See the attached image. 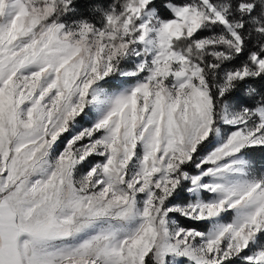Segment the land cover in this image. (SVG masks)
I'll use <instances>...</instances> for the list:
<instances>
[{"label":"snow or ice","instance_id":"obj_1","mask_svg":"<svg viewBox=\"0 0 264 264\" xmlns=\"http://www.w3.org/2000/svg\"><path fill=\"white\" fill-rule=\"evenodd\" d=\"M0 264H264V0H0Z\"/></svg>","mask_w":264,"mask_h":264}]
</instances>
